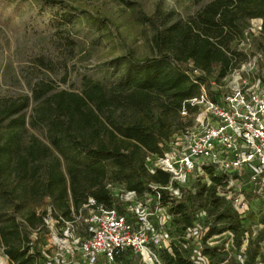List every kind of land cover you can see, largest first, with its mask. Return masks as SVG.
I'll use <instances>...</instances> for the list:
<instances>
[{"label":"trees","instance_id":"16d2710c","mask_svg":"<svg viewBox=\"0 0 264 264\" xmlns=\"http://www.w3.org/2000/svg\"><path fill=\"white\" fill-rule=\"evenodd\" d=\"M44 1L60 6L67 22L73 21L74 12L79 10L64 0ZM253 18H262L264 34V0H210L186 21L158 30L153 38L158 57L136 59L130 52L122 56L129 65L112 92L100 81L84 76L81 91L40 82L31 96H0V245L10 264H38V259L46 258L27 229L45 225L47 211L38 215L35 209L45 197L51 198L50 211L60 223L74 221L73 213L86 207L95 211L101 207L116 208L122 214H131L128 205L115 197L106 184L110 173L116 181L126 182L127 191L138 195L153 193L155 204L168 206L167 212L173 217L183 216L185 228L181 233L170 228L178 240H183L184 230L195 217L189 198H184L182 187L169 172L160 168L148 170L145 157L149 152H162L160 144L170 134L169 110L179 116L185 101L199 95L202 84L209 88L207 76L215 68L223 77L240 66L238 56L242 53L234 44L243 37L245 25ZM190 62L200 74L183 67ZM209 92L210 98L217 101L221 91ZM129 108L147 122L121 124L115 113ZM195 108L186 104L187 114ZM28 122L45 128L49 143L35 135L25 142ZM207 172L212 183H204V190L213 201H221L231 211L228 215L219 214L218 219H226L235 229L234 222L241 213L217 192L218 186L227 184L228 175L216 176L211 168ZM234 178L242 179L238 174ZM196 182L191 180L190 186ZM178 190L180 193L176 194ZM250 190L253 191L247 188V193ZM89 198L95 204L85 206ZM223 231L215 223L209 227L208 236ZM90 234L91 231L88 237ZM218 250V246H203L202 252L212 262ZM129 252L134 253L130 249L119 252L115 261ZM160 255L164 264H193L190 249L179 243L173 245L172 251L161 250Z\"/></svg>","mask_w":264,"mask_h":264},{"label":"rangeland","instance_id":"374dc122","mask_svg":"<svg viewBox=\"0 0 264 264\" xmlns=\"http://www.w3.org/2000/svg\"><path fill=\"white\" fill-rule=\"evenodd\" d=\"M64 1L79 9L74 12L71 22L63 18L60 6L48 5L44 0H0L1 97L31 96L40 82H51L58 89L81 91L84 76L100 81L106 90L112 92L122 81L129 65L122 56L130 52L136 59L158 57L159 51L153 40L158 30L173 22L186 21L210 0ZM262 21V18H253L247 22L243 37L234 44L242 53L238 56L240 66L223 77L215 68L207 76L210 90L224 93L238 84L255 88L264 85ZM183 67L200 74L191 62L184 63ZM30 112L31 109L28 114ZM206 112L207 108L203 105L179 116L169 110V137L160 144L162 152L147 153L145 164L148 170L159 168L162 158L182 153L188 142L206 126ZM115 114L123 125L142 120L141 115L130 108L118 109ZM142 121L147 122L145 119ZM24 134L25 142L35 135L49 143L46 129L33 127L29 122ZM62 168L66 173L64 162ZM241 174L246 179L249 169H242ZM111 175H108L106 184L115 197L124 201L130 209H139L144 213L155 211L156 197L153 193L133 194L126 190L125 181H116ZM206 182V176H202L192 187L190 183L179 185L193 210H206L210 226L217 223L224 229L213 239L219 254L211 264H264V213L251 206L239 215L234 222L236 228L231 229L226 219H218L219 214L228 215L231 211L221 201L210 198L203 188ZM240 186L251 189L246 182ZM229 190L227 184L217 187L219 195ZM250 192L253 193L252 190ZM51 203V198L45 197L42 204L35 206L38 215L47 211L45 225L27 227L30 237L45 252L46 258L38 259V264H75L78 261L86 264L78 247L90 233L92 223L88 218L94 210L86 207L78 214L73 213L74 221L60 223L50 211ZM166 208L170 210L168 206ZM184 213L188 216L189 210ZM156 216H152L155 221ZM182 219L183 216L173 217L170 228L181 233L185 228ZM0 264H10L2 245ZM97 264L152 263L140 254L129 252L122 260Z\"/></svg>","mask_w":264,"mask_h":264},{"label":"built area","instance_id":"2783aa9c","mask_svg":"<svg viewBox=\"0 0 264 264\" xmlns=\"http://www.w3.org/2000/svg\"><path fill=\"white\" fill-rule=\"evenodd\" d=\"M186 104L206 106V126L188 142L182 153L162 158L159 168L169 172L178 184L206 176L209 185L212 183L207 172L210 168L216 176L228 175L230 190L221 196L230 200L240 213L249 209L247 188L242 189L241 183L246 182L255 192L256 199L264 202V85L255 88L238 84L231 91L220 93L218 100L213 101L207 84H202L199 95L185 101L183 115L187 114ZM244 168L249 169L246 179L241 174ZM234 174L242 179L236 180ZM94 204L95 200L89 198L85 206ZM166 207L157 202L151 213L129 208L131 216L116 208L94 210L88 218L92 223L91 234L78 247L84 262H114L119 252L130 249L152 264H164L161 250L172 251L173 245L179 243L190 249L193 264H211L202 249L203 246H215L213 239L218 234L208 236L210 217L207 211L194 210L192 225L186 227L183 240H178L170 230L174 214L167 212ZM153 214L157 215L156 221Z\"/></svg>","mask_w":264,"mask_h":264},{"label":"crops","instance_id":"0c3cea01","mask_svg":"<svg viewBox=\"0 0 264 264\" xmlns=\"http://www.w3.org/2000/svg\"><path fill=\"white\" fill-rule=\"evenodd\" d=\"M254 193V192H253ZM251 194V193H246V197L249 201V207L255 206V209L264 213V202H260L259 200L256 199V194Z\"/></svg>","mask_w":264,"mask_h":264}]
</instances>
